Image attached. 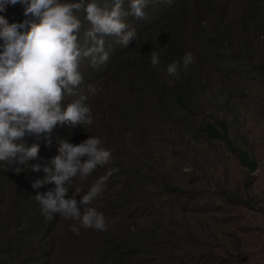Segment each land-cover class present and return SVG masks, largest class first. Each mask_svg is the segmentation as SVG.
Instances as JSON below:
<instances>
[{
  "label": "trees",
  "instance_id": "16d2710c",
  "mask_svg": "<svg viewBox=\"0 0 264 264\" xmlns=\"http://www.w3.org/2000/svg\"><path fill=\"white\" fill-rule=\"evenodd\" d=\"M99 2L102 6L111 4V0ZM128 5L129 0H125L126 9ZM3 8L0 16L9 24L39 22L24 15L21 3H5ZM144 11L143 19L126 18L129 30L137 32L136 41L128 48L118 37L106 36L109 59L105 64L93 67L88 58L80 61L83 83L75 95L65 97L64 104L87 96L85 103L94 123L57 125L50 145L43 137L25 136L27 146L39 143L38 158L27 165L0 162V264H150L151 260H146L150 254L156 255L154 261L169 263L176 243L182 245L193 228L184 231L179 227L175 223L179 215L174 210L164 212L154 196L161 200L189 197L198 192V186L192 180L195 188L188 189L161 166L165 156L156 148L162 140L174 148L191 149L195 159H199L200 145L215 146L238 160L250 174L257 171L251 144L236 112L230 111V100L208 94L206 72L209 64L219 65L233 55L254 74L253 78L235 76L242 84L246 81L247 92L256 94L255 86H264V0H148ZM75 15L82 22L78 42L83 47L90 25L84 13ZM26 30L27 26L21 29ZM151 52L160 54V70L151 65ZM186 52L194 55L195 63L187 69L181 67L179 79L167 76L163 69L181 61ZM89 85L96 87L95 94L89 93ZM89 135L103 140L112 162L86 179H75L66 198L76 189L80 195L87 193L99 177L118 169L107 181L109 190L92 205L111 227L107 231L81 228L76 235L70 226L63 229L68 219L58 214L46 219L34 196L53 185L33 189L32 182L44 173L31 171L29 165L50 162L58 154L59 140L79 144ZM218 191L227 201L243 200L238 190L228 186L219 184ZM138 199L143 202L142 209L152 208L140 218L133 206ZM74 224L79 226L77 221Z\"/></svg>",
  "mask_w": 264,
  "mask_h": 264
},
{
  "label": "clouds",
  "instance_id": "9594fccd",
  "mask_svg": "<svg viewBox=\"0 0 264 264\" xmlns=\"http://www.w3.org/2000/svg\"><path fill=\"white\" fill-rule=\"evenodd\" d=\"M171 3L172 0H165ZM5 3H21L24 15L39 22L9 24L0 16V162L27 165L38 158L39 143L27 146L25 136L44 138L51 144V133L57 125L70 127L91 126L92 111L85 101L87 96L64 104L65 97L76 94L83 83L80 61L88 58L93 67L105 64L109 53L105 50L106 36L118 37L125 48L137 39V32L129 30L126 18H145L148 0H111L102 6L99 0H0V11ZM82 12L90 28L85 32V45L78 42L82 22L75 13ZM27 26L26 31H21ZM160 54L150 53L151 65L160 70ZM195 63L194 55L186 52L181 61L167 65V76L179 79L181 67L187 69ZM88 91L95 94L94 85ZM103 140L90 136L79 144L66 139L58 141V154L50 162L29 165L33 172H43L42 178L32 182L33 189L48 188L37 192L34 199L41 206L46 219L58 214L77 221L70 228L79 235L81 228L107 231L111 225L93 202L105 191L107 181L118 169L99 177L87 191L80 195L76 189L66 198L75 179H86L100 167L112 162V153L103 146ZM17 172L21 169L17 168ZM119 187V186H117ZM79 196V200L77 199Z\"/></svg>",
  "mask_w": 264,
  "mask_h": 264
},
{
  "label": "rangeland",
  "instance_id": "374dc122",
  "mask_svg": "<svg viewBox=\"0 0 264 264\" xmlns=\"http://www.w3.org/2000/svg\"><path fill=\"white\" fill-rule=\"evenodd\" d=\"M206 74L210 80L208 94L230 100V111L236 112L258 169L250 174L248 168L215 146L200 145L199 159H195L191 149L174 148L164 140L157 143L156 149L165 156L161 166L188 189L194 190L192 180L196 181L198 192L184 198L161 200L154 196L164 212L174 210L179 215L175 222L179 227L186 231L191 226L193 234L185 235L182 245L176 243L169 263L154 261L156 255L151 254L146 260H151L150 264H264V86L256 85L257 93L249 94L246 81L242 84L235 76L253 78L254 74L233 55L219 65L209 64ZM219 184L238 190L243 200L223 199ZM142 205L139 199L134 203L136 217L152 210L146 211ZM74 223L67 220L63 229Z\"/></svg>",
  "mask_w": 264,
  "mask_h": 264
}]
</instances>
